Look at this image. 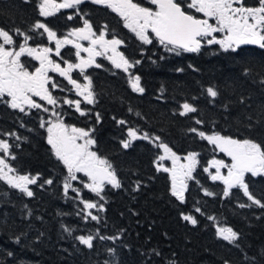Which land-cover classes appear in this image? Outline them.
Instances as JSON below:
<instances>
[{
  "label": "trees",
  "instance_id": "trees-1",
  "mask_svg": "<svg viewBox=\"0 0 264 264\" xmlns=\"http://www.w3.org/2000/svg\"><path fill=\"white\" fill-rule=\"evenodd\" d=\"M133 2L153 7L149 0ZM38 3L0 0V28L13 34L16 44L22 39L14 32L19 28L32 37L29 45L49 47L52 59L72 62L76 55L72 44H63L58 56L43 29H30L39 20L62 36L82 26L81 16L86 14L83 18L89 20L93 32L103 30L106 37L123 41L118 50L134 65L125 72L99 58L101 67L95 64L84 70L91 80L94 103H80L84 115L65 105L61 111L65 125L91 130L93 150L111 163L121 187L105 182L97 196L84 187L85 178L78 174L69 181L71 187L65 194L67 168L47 142L40 108L20 112L0 102V139L6 138L15 156L7 158L8 164L17 174L37 177V183L29 185L32 197L0 180V264H264V208L252 204L239 188L223 195L225 185L211 179L215 174L209 173V162L228 157L190 131L218 132L264 144V48L243 44L232 51L202 41L198 52L178 49L177 55L167 51L150 31L152 43L144 44L105 6L86 2L40 17ZM20 60L33 66L28 56ZM137 60L139 64L134 63ZM69 75L81 84V72L73 70ZM129 76L140 77L143 93L132 91ZM51 80L58 87L50 92L60 100L72 84L57 73H51ZM208 87L217 90L218 96H208ZM185 102L197 110L180 115ZM121 120L126 123H118ZM130 128L160 137L158 142L167 144L177 156L197 154L184 203L171 195L170 173L157 171L160 148L156 143L138 138L123 148L121 141L127 140ZM11 132L16 136L6 135ZM49 179L52 184L45 183ZM245 180L253 196L264 202V175L246 173ZM137 181L139 190L133 191ZM82 200L103 208L86 209ZM182 214L193 216L197 224L183 220ZM92 215L98 220H92ZM220 227L238 233V247L217 235ZM80 235L94 237L92 249L75 239ZM100 236L119 239L102 240Z\"/></svg>",
  "mask_w": 264,
  "mask_h": 264
},
{
  "label": "snow or ice",
  "instance_id": "snow-or-ice-1",
  "mask_svg": "<svg viewBox=\"0 0 264 264\" xmlns=\"http://www.w3.org/2000/svg\"><path fill=\"white\" fill-rule=\"evenodd\" d=\"M26 2H30V0H26ZM86 2L102 5L116 12L123 19L124 26L134 32L136 37L144 44L152 43L147 35V30L150 29L167 51L175 52L177 55L180 54L177 51L178 49H182L184 52H198L201 49L203 38L206 37H211V39H207V44H219L225 50L231 49L232 51H236V47L243 44H253L264 48V0H258V6L253 7L246 6L244 0H190V2L186 3L187 9H194L208 19H198L194 15L189 14L185 10L181 0H149L152 5H155V10L134 3L133 0H62L60 3H57L56 0H39L37 9L40 17H49L62 8H73ZM83 15L81 16L83 27L74 29L69 33V36H75L79 40H90L91 46L88 48H83L81 44L75 43L68 38L63 40L57 38V33L39 20L30 29L32 31L43 29V32L47 33L48 40L55 41V52L58 56L63 44L74 43V47L77 49L76 55L80 62L73 64L64 61L67 64L66 68H61L60 64L54 63L49 58V53L52 52L51 48L42 47L37 50V48L28 47V41L32 37L19 28L14 30L16 36L23 37V43H19L18 45L19 50L6 48V45H14L17 41L8 30L0 28V41H2L0 43V102L6 103L11 109H18L20 112L25 111V105L28 108L36 109L42 107L41 104L36 103L32 99L33 96L40 97L41 100L47 101L48 104L56 105V99L50 93L48 87H46L49 83L47 71L51 67L52 71L59 72L61 76L68 79V82L75 87L77 94L82 96L84 101L92 104L94 103V93L90 90L91 80L88 75L84 74V70L94 63L95 56L103 55L111 50L113 55L108 57V59L111 60L115 68L128 72L129 68L134 66L123 54L117 52V46L122 44L123 41L115 38V36L111 40H106L105 31L103 30L97 36L92 30L91 23L88 19H84ZM72 18V16L68 17L69 20ZM209 19H214L215 24L209 23ZM106 28L107 25H105ZM217 32L224 33L222 39H217L213 36V33ZM40 35H43V33H40ZM96 45H99L102 51H97ZM169 45L171 47H168ZM81 51L89 54L87 59L80 58ZM25 53L40 61V67L36 69L35 73L27 71L21 64L20 57ZM134 63L139 64L140 61L137 60ZM96 67H101V65L97 64ZM74 68L80 69L84 80L88 81V83L82 85L69 75ZM178 71H182V69H178ZM261 83H264V80H261ZM129 84L133 92L143 93L145 91L140 85L139 76H130ZM51 87L56 88L58 86L53 82ZM207 94L212 98L218 96L217 90L213 87L207 88ZM64 103L69 105L75 104L76 111L80 112L81 115L85 114L80 108V101L65 100ZM182 109L183 111L180 112L182 116L197 110L187 102L182 105ZM44 111H48V109L44 108ZM52 115L59 117V114L55 111L52 112ZM97 121H99V115H97ZM118 123L124 124L126 122L121 120ZM196 123L200 124L202 122L197 120ZM46 124L48 125L47 142L51 145L55 157L67 168L71 180L77 179L75 173L83 172L91 181V183H85L84 187L97 196H100L105 182L111 184L114 188L121 187V183L117 179L111 163L99 157L96 152L89 150L90 146L95 143L89 137L91 130L86 131L75 127L69 129L59 118L55 122L45 121L41 118V127H45ZM190 131L196 132L202 139L207 140L208 143L214 145L219 151L231 157L232 162L230 165H226L223 161L215 159L209 162V166L216 168V173L215 175H211V179L213 181L221 180L225 185L223 195L227 197L230 189L239 188L243 190L244 196L252 204L264 208V202L253 196L245 180L246 173H250L253 177L264 175V144L251 138L236 139L221 135L218 132L206 134L195 128ZM6 135L16 136V133L11 132ZM128 136L131 138L130 140L121 141L125 149L129 148L132 140L138 138L147 139L150 142L160 141V137H149L147 133L142 137H138L137 130L131 128L128 130ZM81 139L84 142L78 143ZM155 146L164 152V155L159 156L158 160L163 161L166 158H171L173 162L172 169L158 164L157 171L171 173V195L181 203H184V191L187 188V181L194 178L192 172L196 167L197 154L189 153L185 157L188 163L186 165H179V171H177L176 164L179 157L172 149L163 142L156 143ZM10 147L11 145L7 140L0 139V150L3 153L0 156V180L6 181L10 187L19 189L20 192L26 194L28 197H32L34 193L28 188V185L36 184L37 177L9 175V173L15 171L4 158L11 156L12 159H15V156L10 152ZM222 167H227V176L220 174ZM204 171L208 172V168H205ZM45 183L52 184L53 181L49 179ZM40 186L43 187V185ZM70 187V183L66 182L64 184L65 194H67V190ZM139 187L140 183L137 181L133 191L139 190ZM72 190L77 192L78 196L80 195L77 189L73 188ZM205 194L211 195L207 191ZM101 199H104V197L101 196ZM81 202L86 209L103 208V205L98 206L95 203L83 200ZM245 206L250 205H240V207ZM196 211L199 212L200 209L197 208ZM89 215L91 214L89 213ZM182 218L193 225L197 224V220L191 215L182 214ZM91 219L98 220V217L92 215ZM209 219H213V217H209ZM65 231L71 235V230L65 228ZM217 235L228 243L235 244L237 247L239 246L236 243L238 233L231 227L218 228ZM75 239L81 245L89 249L93 248L94 237L92 235H80L75 237ZM100 239L116 240L119 237L100 236ZM108 251L110 253L114 252L113 249H109ZM11 255L12 253H9V256ZM155 255L160 256L161 253L156 252ZM170 264H175V262L172 261Z\"/></svg>",
  "mask_w": 264,
  "mask_h": 264
},
{
  "label": "rangeland",
  "instance_id": "rangeland-1",
  "mask_svg": "<svg viewBox=\"0 0 264 264\" xmlns=\"http://www.w3.org/2000/svg\"><path fill=\"white\" fill-rule=\"evenodd\" d=\"M57 3H60V2H62V1H56ZM187 2H190V0H183V3H184V5L186 6V3ZM148 8H152L153 10H155V7L153 6V7H148ZM194 12H196L195 10H193ZM202 14V13H201ZM204 16V15H203ZM207 18V17H206ZM212 20V23L211 24H215V20L214 19H211ZM124 22V21H123ZM83 27V25L82 26H79V27H77V28H71V29H69V30H67L62 36H57V38H59V39H62V38H68V39H70V40H79V39H77V37H75V36H69V33L70 32H72L74 29H79V28H82ZM148 31H149V29L147 30V35H148ZM134 33V32H133ZM135 34V33H134ZM97 36L99 35V33H97L96 34ZM46 36H47V33H46ZM213 36H215L217 39H222L223 38V36H224V33H220V32H217V33H213ZM48 38V37H47ZM105 39L106 40H111L112 38L110 37V38H108V37H106L105 36ZM208 38H206V40H207ZM51 43H52V46L51 47H56V44H55V41L53 40V41H50ZM0 43H2V41H0ZM19 43H23V37H22V39H21V41L19 42ZM18 45L19 44H14V45H6L5 47L6 48H11V49H14V50H16V51H18L19 50V47H18ZM27 46L28 47H33V48H37V50H39L40 48H42V47H46V46H32V45H29V44H27ZM96 47V50L97 51H102V49L100 48V46L99 45H96L95 46ZM118 47L119 46H117V52H119V50H118ZM221 47V46H220ZM77 52V51H76ZM76 52H75V54H76ZM113 55V53L111 52V50H109V51H107L106 53H104L103 55H101L104 59H106L107 61H109L111 64H112V62H111V60H109L108 59V57H110V56H112ZM23 56H28V57H30L27 53H25ZM22 57V56H21ZM20 57V58H21ZM32 57V56H31ZM49 57L52 59V57H51V55H49ZM80 58H84V59H87L88 58V55L86 54V53H84V52H80ZM20 62H21V60H20ZM80 62V60H79V58L77 57V55H75V60L74 61H72V62H70V63H73V64H78ZM97 62H98V58L97 57H95L94 58V63L92 64V65H95V64H97ZM22 63V62H21ZM55 63H58V64H60V66H61V68H66L67 67V64H65L64 62H62V63H60V62H58V61H56ZM113 65V64H112ZM73 70H76V71H78V72H80V69H78V68H74ZM72 70V71H73ZM72 71L69 73V74H71L72 73ZM52 73H57V74H59V72H56V71H52ZM47 76H49V73H48V71H47ZM83 76V75H82ZM131 77H134V76H131ZM65 78V77H64ZM129 78H130V76H129ZM65 80L66 81H68V79H66L65 78ZM50 81V80H49ZM53 83V81L51 80V84ZM86 83H88V81H85L84 80V76H83V79H82V81H81V84L83 85V84H86ZM46 87H48V89H49V91H50V89L52 88L51 87V85H46ZM51 93V92H50ZM52 94V93H51ZM53 95V94H52ZM57 96V94L55 95V96H53L54 98ZM75 96V97H74ZM36 103H39V104H41L42 105V107L40 108V110H41V118H43L45 121H51V122H55L58 118L62 121V123L65 125V123H64V121L62 120V117H63V115H62V110L64 109L63 107H64V105L65 106H67V107H69V108H72V109H75L76 110V106H75V104H71V105H69V104H67V103H64V101L65 100H72V101H80V102H83V103H85L86 101H84V99H83V97L82 96H80V95H78L77 94V90L75 89V87L72 85L71 87H68L66 90H64V94L63 95H61L60 96V100L59 99H57V98H55L56 99V101H57V103H56V105H51V104H48L47 103V101H45V100H41L40 99V97H38V96H35V98H32ZM38 99H40L41 101H42V103H40V102H38ZM25 107V110H27L28 109V107H27V105H25L24 106ZM44 108H47L48 109V111H44ZM82 110V109H81ZM53 111H55L56 113H58L59 114V117H57V116H53L52 115V112ZM83 111V110H82ZM78 112V111H77ZM80 113V112H79ZM47 124L45 125V127H43L44 129H45V131H46V135H47V138H48V132H47ZM69 129H71L72 127H75V126H72V125H66ZM75 128H77V127H75ZM80 129H84V130H90V129H88V128H80ZM128 130L129 129H127V140H130L131 138L128 136ZM145 133H143V132H138L137 131V135H138V137H142L143 135H144ZM89 137L90 138H92L91 136H90V132H89ZM150 137V136H149ZM4 140H6V138H4ZM84 142V140L83 139H81V140H79L78 141V143H83ZM154 143H159L158 141H156V142H154ZM92 146L93 145H91L90 146V151H94L93 150V148H92ZM219 150V149H218ZM95 152V151H94ZM223 153V152H222ZM226 157H228V159H226V158H217V157H215L214 159L215 160H221V161H223L226 165H230L231 164V157H229V156H227L225 153H223ZM3 155V153H2V150H0V156H2ZM162 155H164V152H163V150L162 149H160V153H159V155H158V157L159 156H162ZM10 157V156H9ZM158 157H157V163L158 164H162V165H164V166H166L167 168H169V169H172L173 168V162H172V159L171 158H166L165 160H163V161H160V160H158ZM179 157V160L177 161V164H176V168H177V171H179V165H181V164H187L188 163V161L185 159V155H182V156H178ZM5 158V160H6V162L8 163V160H7V158L8 157H4ZM104 159V158H103ZM213 159V160H214ZM211 167V166H210ZM212 168V170H210L209 171V173L210 174H215L216 173V168L215 167H211ZM67 173H68V170H67ZM170 173V172H169ZM78 174H80L81 176H83L84 178H85V183H91V181L89 180V178L83 173V172H77V173H75V175H76V177H77V175ZM220 174L222 175V176H227V174H228V169H227V167H222L221 169H220ZM9 175L10 176H19V175H22V174H17V173H15V172H11V173H9ZM170 175H171V173H170ZM29 176V175H28ZM30 177H34V176H30ZM69 181H71V179L69 178V174H68V182L67 183H69ZM28 188H29V185H28Z\"/></svg>",
  "mask_w": 264,
  "mask_h": 264
},
{
  "label": "flooded vegetation",
  "instance_id": "flooded-vegetation-1",
  "mask_svg": "<svg viewBox=\"0 0 264 264\" xmlns=\"http://www.w3.org/2000/svg\"><path fill=\"white\" fill-rule=\"evenodd\" d=\"M244 3H245V5L246 6H249V7H253V6H258V0H244ZM194 10V9H193ZM199 14H201V13H199ZM201 15H203V14H201ZM94 38V37H93ZM209 39H211V37H209ZM73 42H75V43H79V44H81L82 45V47L83 48H88V47H90L91 46V42H90V40H72ZM73 47H74V43H73V45H72ZM75 48V47H74ZM77 51V49L75 48V52ZM81 52H83V51H81ZM49 55H51V53H49ZM95 57H97L98 59L99 58H102V56L101 55H99V56H95ZM50 58V57H49ZM30 59L32 60V63H33V66L32 67H29L28 65H26V64H23V63H21L23 66H24V68L27 70V71H29V72H32V73H35V71H36V69L37 68H39L40 67V61L39 60H37V59H34L33 57H31L30 56ZM51 59V58H50ZM54 63L56 62V60H54V59H51ZM69 62H71V61H69ZM48 73H49V83H48V85H51V73H52V70H51V67H49L48 68ZM32 98H35V96H33ZM29 109H31V108H28L27 110H29Z\"/></svg>",
  "mask_w": 264,
  "mask_h": 264
},
{
  "label": "water",
  "instance_id": "water-1",
  "mask_svg": "<svg viewBox=\"0 0 264 264\" xmlns=\"http://www.w3.org/2000/svg\"><path fill=\"white\" fill-rule=\"evenodd\" d=\"M155 6V5H154ZM189 13V12H188ZM189 14H191V13H189ZM196 18H198V19H205V18H203V17H200V16H195ZM153 35H154V37H156L155 36V34L153 33ZM157 38V37H156ZM158 39V38H157ZM87 53V52H86ZM88 54V53H87ZM89 55V54H88Z\"/></svg>",
  "mask_w": 264,
  "mask_h": 264
}]
</instances>
